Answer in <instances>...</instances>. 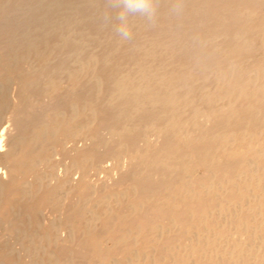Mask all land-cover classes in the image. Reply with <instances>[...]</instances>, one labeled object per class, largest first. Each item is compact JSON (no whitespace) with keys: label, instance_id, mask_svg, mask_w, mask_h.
<instances>
[{"label":"bare ground","instance_id":"1","mask_svg":"<svg viewBox=\"0 0 264 264\" xmlns=\"http://www.w3.org/2000/svg\"><path fill=\"white\" fill-rule=\"evenodd\" d=\"M0 0V264H264V0Z\"/></svg>","mask_w":264,"mask_h":264},{"label":"clouds","instance_id":"2","mask_svg":"<svg viewBox=\"0 0 264 264\" xmlns=\"http://www.w3.org/2000/svg\"><path fill=\"white\" fill-rule=\"evenodd\" d=\"M169 14L180 16L184 11L182 0H173ZM160 16V0H107L100 12L104 25H110L121 42L134 38L132 20L142 19L149 27H154Z\"/></svg>","mask_w":264,"mask_h":264}]
</instances>
